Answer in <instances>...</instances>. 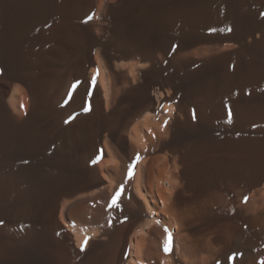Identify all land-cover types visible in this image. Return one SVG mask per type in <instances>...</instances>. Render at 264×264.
<instances>
[{"label":"bare ground","instance_id":"obj_1","mask_svg":"<svg viewBox=\"0 0 264 264\" xmlns=\"http://www.w3.org/2000/svg\"><path fill=\"white\" fill-rule=\"evenodd\" d=\"M258 9L0 0V264H264V111L233 104Z\"/></svg>","mask_w":264,"mask_h":264},{"label":"rangeland","instance_id":"obj_2","mask_svg":"<svg viewBox=\"0 0 264 264\" xmlns=\"http://www.w3.org/2000/svg\"><path fill=\"white\" fill-rule=\"evenodd\" d=\"M233 6L236 7V4L233 5ZM237 11H238V9H233L231 12H237ZM247 11L251 13V11H249V10H247ZM247 11H244V12H247ZM252 12H255V13L257 12L259 14H264V9H258V10H254ZM99 72L96 74V76L91 77L92 80H94V82L96 84H100V82H101V71L99 70ZM258 77L259 76H258L257 71L255 72V74L246 73V71H245V72L241 73L240 75H236V82H237V86H238V91L241 92V94L243 96L241 98L240 97H236V102L233 103L235 105V106L233 105L234 107H237V108H240V109H244L246 111L250 110L251 112H257V111H260V110L264 111V79L262 77H261V79H259ZM120 86H122V85L120 84V85L117 86L118 87V91H119V88H121ZM12 91H13V89L11 90V93H12ZM251 94H254L255 96L254 97H250ZM245 96L248 97V98H245ZM88 97H89V94L87 93L86 94V98H88ZM168 108L170 109L171 107H168ZM227 108H231L232 109L233 107H232V105H230V106H227ZM84 112L85 113H90L91 111L86 106H83L81 109L74 111L72 113L74 116L73 115L72 116L73 117H77L78 115H80L81 113H84ZM72 116L71 115L68 116L66 118V120L68 121V119H70L69 121H71L72 120ZM259 123L260 122H255L253 124L255 125V124H259ZM245 124H247V123H245ZM250 124H252V123H250ZM105 147L106 146L103 145V149ZM104 150H107V148H105ZM105 157L108 158V159H111V157L109 155H106V156L101 157V159H99V161L97 163L102 162L105 159ZM110 162H112V161L110 160ZM104 176L108 177V180L110 181L109 176H107L105 174H104ZM108 192L110 193V195L112 194L111 197H113L115 195V192H117V191H116V189H114V190H111V191L108 190ZM119 199H122V196H120ZM102 202H103L102 199L96 197L95 200L90 201L87 205L91 209H93V208L96 209L102 204ZM153 204H154V207H155V211L156 212L159 211V207L155 203H153ZM154 216L156 217L157 215H154ZM60 219L66 225V227L70 231H72L73 233H77L78 231H81L82 224L79 221H77V220H72V221H69V222L68 221H64L63 218L61 217V215H60ZM71 226H72V228H71ZM83 227H85V225H83Z\"/></svg>","mask_w":264,"mask_h":264},{"label":"snow or ice","instance_id":"obj_3","mask_svg":"<svg viewBox=\"0 0 264 264\" xmlns=\"http://www.w3.org/2000/svg\"><path fill=\"white\" fill-rule=\"evenodd\" d=\"M231 115H232V113H231V111H229V116H231ZM67 122H68V121H65V123H67ZM102 151H103V150H101V152H102ZM137 158H139V157H137ZM133 174H134V172H133V166L130 165V166H129V170H128V175H129V177H131ZM122 191H123V187L121 186V189L118 190V191L115 193V195L113 196L112 201H111V206H113V207H118V206H119V205H118V200H119V198H120V196H121ZM0 223H3V221H0ZM165 231L167 232L168 230L165 229ZM170 243H171V234L169 233L168 238H167L166 241H165V251H168V250H169V245H170ZM84 244H85V245L87 244V239L85 240ZM82 250H83V246H82Z\"/></svg>","mask_w":264,"mask_h":264}]
</instances>
